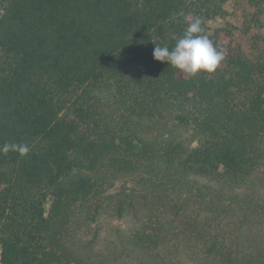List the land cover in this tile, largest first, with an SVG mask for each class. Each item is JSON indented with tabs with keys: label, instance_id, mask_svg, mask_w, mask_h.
Wrapping results in <instances>:
<instances>
[{
	"label": "trees",
	"instance_id": "trees-1",
	"mask_svg": "<svg viewBox=\"0 0 264 264\" xmlns=\"http://www.w3.org/2000/svg\"><path fill=\"white\" fill-rule=\"evenodd\" d=\"M225 3L0 0V147L30 148L0 152V264H264V49L212 32ZM195 17L214 74L153 57Z\"/></svg>",
	"mask_w": 264,
	"mask_h": 264
},
{
	"label": "clouds",
	"instance_id": "clouds-1",
	"mask_svg": "<svg viewBox=\"0 0 264 264\" xmlns=\"http://www.w3.org/2000/svg\"><path fill=\"white\" fill-rule=\"evenodd\" d=\"M202 21L195 17L188 24L181 38L171 50L155 46L153 57L156 61L167 62L177 70L195 77L200 73L214 74L224 60V52L218 50L207 35L203 34ZM16 152L27 156L30 148L25 143H4L0 152Z\"/></svg>",
	"mask_w": 264,
	"mask_h": 264
},
{
	"label": "rangeland",
	"instance_id": "rangeland-1",
	"mask_svg": "<svg viewBox=\"0 0 264 264\" xmlns=\"http://www.w3.org/2000/svg\"><path fill=\"white\" fill-rule=\"evenodd\" d=\"M256 10L248 5V0H226L225 14L209 25L213 33H218L223 44H240L253 60L264 49V13L260 23H255ZM251 26L249 34H245ZM261 27V28H260ZM124 181H116L113 192L117 191ZM48 201L46 207L49 208Z\"/></svg>",
	"mask_w": 264,
	"mask_h": 264
}]
</instances>
